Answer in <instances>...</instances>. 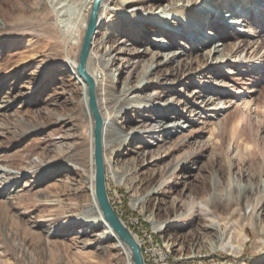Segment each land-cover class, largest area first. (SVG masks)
<instances>
[{
  "label": "rangeland",
  "instance_id": "rangeland-1",
  "mask_svg": "<svg viewBox=\"0 0 264 264\" xmlns=\"http://www.w3.org/2000/svg\"><path fill=\"white\" fill-rule=\"evenodd\" d=\"M83 1L0 0V264H131L83 215L93 200V119L64 65L79 55L84 30L72 31L79 43L66 30ZM204 1L106 4L91 64L101 70V114L128 139L118 154L117 144L103 149L107 192L138 240L150 235L181 264H264V24L251 21L264 16V0H218L237 3L240 21L227 27L202 17L219 54L209 37L184 36ZM133 6L188 11L167 26L182 29L164 33L124 14ZM134 95L165 107L138 109ZM127 99L133 106L121 110ZM160 120L179 128H152Z\"/></svg>",
  "mask_w": 264,
  "mask_h": 264
},
{
  "label": "bare ground",
  "instance_id": "bare-ground-1",
  "mask_svg": "<svg viewBox=\"0 0 264 264\" xmlns=\"http://www.w3.org/2000/svg\"><path fill=\"white\" fill-rule=\"evenodd\" d=\"M92 1L93 0H84L82 2L80 9H78V16L79 17L76 19V21H74L73 23H71L69 25L67 30L65 29L67 33L73 35L72 38H74V40H75V38L77 39L79 37V33H76V32L72 33V31H77L78 29L81 28L85 32L87 22H88V17H89L90 10H91ZM108 1H110V0H102L101 1V5L99 8V25H100L101 18L104 16L105 6L108 3ZM135 1L136 0H120L122 5H126V4H129L131 2H135ZM214 2H218V0H206V1L202 2L199 5V7H197L196 9H194V10L191 9L196 23H194L190 27L189 30L187 29L188 31L186 30V33L184 34V36H186V37L188 36V37L192 38L193 40L195 39V41H198L202 37H204L205 39H206V37H209V39H207V40H209L208 46H210L211 52L219 54L221 49H219L218 45L215 44V38H217V36H214L215 33L211 32V29H208V28L205 29L204 28V25L202 23L203 21L201 20L202 17L206 16L204 23H206L207 18H209L210 16H211L210 17L211 19L213 17H215L214 21H216V23L218 25H221L224 27H227L229 24H237L240 20H238L239 17H238V15H236L237 14V11H236V7H237L236 4L237 3L236 2L235 3L234 2L229 3L228 5L225 3H222V2H218L216 4L218 6H216V8H215L216 11H212L214 9L213 8L214 6L209 5L208 3H214ZM249 8H251V7H249ZM160 11H161V13L160 12L158 13L155 11L144 12L138 6H136V7L133 6L132 8L125 10L124 14H126L128 17H130L132 19H137L138 21H141V22H151V24H153V25H155V24L158 25V26H160V27H158L160 32L163 31L164 33H167L166 30H169V31H175L176 30L177 31V30L182 29V27H179V26H177V27L172 26L169 28L167 26H168V24L171 23V20L172 21L174 19L178 20L179 16H182L183 14H185L188 11L186 6H182V7L170 6L168 8L163 7ZM172 11H174V12H172ZM213 12L215 14H218V15L217 16L215 14L213 15ZM176 14H177V16H175ZM258 16L259 15H255V17H252L254 20H251V21L253 22V24L256 25V27H261L264 24V16H260L261 18ZM177 22H179V21H177ZM171 24H173V23H171ZM163 29H165V30H163ZM175 32H173V33H175ZM242 32H246V33H249L250 35H254V33L256 31L254 30V28H252L251 25L245 24L242 26ZM151 39L156 41L157 37L152 36ZM79 42H80V40L77 39L76 41H73L72 43H79ZM161 42H162V44H169L168 41L165 39H162ZM81 43H82V40H81ZM94 57H95L94 46L93 47L91 46V50H90L89 57H88V62L86 65V70L95 83L96 100H97L99 112L101 113V111H100V107H101L100 105L101 104H100V100L97 99V93H96L97 86L99 85V74L101 73V70L97 71V67L95 65L93 66L91 64ZM64 65L67 67L66 69L70 73H72L74 79L78 83H80L81 89L83 92L82 101L87 105V103H88V94H87L88 86L85 83L82 76H80L78 71H77L78 57L76 59L68 58ZM151 67H152V65L149 66V69ZM111 77H112V79H114L115 75L112 74ZM128 86H129L128 83L124 82L122 85V91L126 92L127 90H129ZM136 97H137V95L133 96V98H135V103H136L135 106L138 109L144 110V109L149 108V107H151V108H155V107H159V106L165 107V105H162V104L159 105V104L148 103V101H150V98H147V97H144L143 99H141V100H146L145 102L140 103V101H139L140 99H136ZM131 101H132V99L131 100L130 99L125 100V102L120 104V106H119L120 109L121 110H127L129 107H132L134 103ZM86 112H87V114H90V116H91V112H90L88 106H87ZM102 118H103V126H102V130H101V136H102L103 149H104L106 144H110V146H114L115 144H117L112 149H113V152L118 154L119 151L122 149V147L125 146L128 139H127L126 135H124L121 131L112 129V127L109 124L106 117L102 116ZM163 121L164 120H160L159 122H156L152 128L157 129L158 131H162V132L166 131L168 134H170L171 132L173 133L174 129L179 128V124H178L179 122H175V121H171V120L170 121L168 120L165 122H163ZM172 128H173V131L170 130ZM92 131H93V127H92ZM92 131H91V137L93 139V132ZM139 133H141V131H139ZM103 157H104V152H103ZM91 159L93 161L92 150H91ZM62 169H64V168H62ZM110 173L116 179V181L121 182V178L123 177V174H121L117 169L111 167ZM93 182H94V172H93ZM92 189H93L92 204L87 206L83 210L84 218H86V220H92V223L94 226L104 227L105 231L103 233V236L105 238H113L119 245H122V243L118 240L117 235L112 231V228L110 227V225L103 218V215L101 213V210H100L99 205L97 203V200L95 198L94 187ZM136 199H137L136 202H138L141 199V197H137ZM210 225L213 226V224H210ZM170 237H172V235H169V238ZM135 238L137 239L136 235H135ZM137 241L140 244V240L137 239ZM122 246L124 247V249L128 253L125 246L124 245H122ZM224 246L227 247V249H232V246H230L228 244V242ZM128 256H129V253H128Z\"/></svg>",
  "mask_w": 264,
  "mask_h": 264
},
{
  "label": "water",
  "instance_id": "water-1",
  "mask_svg": "<svg viewBox=\"0 0 264 264\" xmlns=\"http://www.w3.org/2000/svg\"><path fill=\"white\" fill-rule=\"evenodd\" d=\"M102 0H93L87 26L82 38V43L78 55L77 71L84 79L88 86V103L87 106L91 112L93 119V139H92V158L94 165V194L103 215V218L117 235L118 240L125 246L129 253L131 264H144L141 253L140 244L135 238L132 231L123 223L117 213L114 211L109 200L107 185L105 162L103 157V143L101 130L103 126V118L99 112L95 83L86 70L89 53L92 46L93 38L99 26V8Z\"/></svg>",
  "mask_w": 264,
  "mask_h": 264
},
{
  "label": "built area",
  "instance_id": "built-area-1",
  "mask_svg": "<svg viewBox=\"0 0 264 264\" xmlns=\"http://www.w3.org/2000/svg\"><path fill=\"white\" fill-rule=\"evenodd\" d=\"M131 223L133 226L135 225V227L142 228L139 221H131ZM137 236L140 240V248L144 264H181L179 263V258L174 257L168 248H161L159 243L154 242L150 235H146V239L141 237L139 234Z\"/></svg>",
  "mask_w": 264,
  "mask_h": 264
}]
</instances>
